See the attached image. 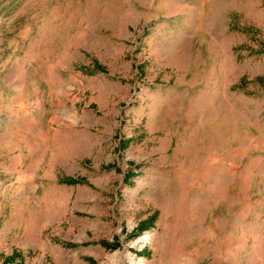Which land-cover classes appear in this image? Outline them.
Masks as SVG:
<instances>
[{
    "label": "rangeland",
    "instance_id": "obj_1",
    "mask_svg": "<svg viewBox=\"0 0 264 264\" xmlns=\"http://www.w3.org/2000/svg\"><path fill=\"white\" fill-rule=\"evenodd\" d=\"M0 264H264V0H0Z\"/></svg>",
    "mask_w": 264,
    "mask_h": 264
},
{
    "label": "trees",
    "instance_id": "obj_2",
    "mask_svg": "<svg viewBox=\"0 0 264 264\" xmlns=\"http://www.w3.org/2000/svg\"><path fill=\"white\" fill-rule=\"evenodd\" d=\"M69 180H71V182L73 181V179H69Z\"/></svg>",
    "mask_w": 264,
    "mask_h": 264
}]
</instances>
